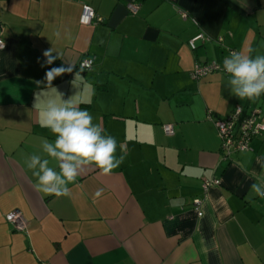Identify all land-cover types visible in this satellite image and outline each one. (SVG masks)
Instances as JSON below:
<instances>
[{"label": "crops", "instance_id": "obj_1", "mask_svg": "<svg viewBox=\"0 0 264 264\" xmlns=\"http://www.w3.org/2000/svg\"><path fill=\"white\" fill-rule=\"evenodd\" d=\"M83 3L99 22L79 23ZM198 32L209 39L191 50ZM0 39V264H264V198L251 190L264 182V133L224 159L214 124L236 105L264 122V94L240 100L225 71L192 76L232 51L264 55V0H0ZM49 48L63 58L42 66ZM50 100L87 110L124 157L110 175L84 166L70 196L37 191L26 164L35 154L59 170L42 148L55 140L40 124Z\"/></svg>", "mask_w": 264, "mask_h": 264}, {"label": "clouds", "instance_id": "obj_2", "mask_svg": "<svg viewBox=\"0 0 264 264\" xmlns=\"http://www.w3.org/2000/svg\"><path fill=\"white\" fill-rule=\"evenodd\" d=\"M241 7H246V0H235ZM59 36V33L56 34ZM56 55H53V53ZM252 49L247 53L232 51L223 60V70L229 74L228 84L231 93L243 99H255L264 94V55L252 56ZM44 65H51L62 59V54L49 48L42 53ZM91 60L83 61L79 70L89 67ZM73 65L49 68L44 77L47 86L66 72L73 70ZM43 81H37V84ZM41 127L47 128L55 136L54 142L44 140L43 151L57 162L58 171L49 166V159L33 154L26 161L27 168L37 178L35 188L46 195L70 196L69 184H74L84 166H94L101 175H110L123 162V155L117 156L118 142L115 137L106 135L104 129L93 123V116L73 104L71 100L57 104L49 101L41 114ZM123 150V146H120ZM251 190L264 198V182L253 183ZM103 193L98 189L94 199Z\"/></svg>", "mask_w": 264, "mask_h": 264}, {"label": "built area", "instance_id": "obj_3", "mask_svg": "<svg viewBox=\"0 0 264 264\" xmlns=\"http://www.w3.org/2000/svg\"><path fill=\"white\" fill-rule=\"evenodd\" d=\"M138 7L139 4L136 1H131L127 4V8L131 14H136ZM181 14L183 18L187 17L185 12H181ZM100 20L101 19L96 15L94 8L90 4H82L79 17V23L81 25H91ZM207 39L209 38L206 37L203 32H198L188 40V46L191 50H194L197 48L198 42L202 43ZM4 46V41L0 39V50L3 49ZM89 59L92 62L89 67L85 68V70H90L94 63V59L91 57L79 60L77 68H79L83 61ZM218 70L224 71L223 66H220L215 62L205 64L196 63L192 70V76L194 79H197L210 72ZM260 113L261 110L258 108L245 109L243 106L236 105L225 118L218 119L214 122L220 140V151L224 159H228L234 152L248 150L251 140L255 136L264 133V122L259 119ZM163 128L164 132L167 134L174 131L172 124L164 125ZM219 183V179L205 180L203 182V188L206 189L210 185H216ZM193 205L197 210L198 215H201L202 213L199 210L201 201L196 198L193 200ZM6 218L17 230L23 231L26 229V221L19 210H14L8 213Z\"/></svg>", "mask_w": 264, "mask_h": 264}, {"label": "trees", "instance_id": "obj_4", "mask_svg": "<svg viewBox=\"0 0 264 264\" xmlns=\"http://www.w3.org/2000/svg\"><path fill=\"white\" fill-rule=\"evenodd\" d=\"M195 50V49H194Z\"/></svg>", "mask_w": 264, "mask_h": 264}]
</instances>
